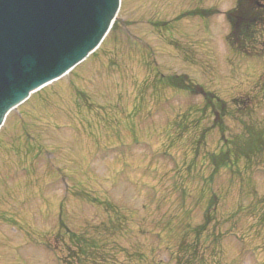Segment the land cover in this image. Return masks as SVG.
<instances>
[{"label":"rangeland","instance_id":"1","mask_svg":"<svg viewBox=\"0 0 264 264\" xmlns=\"http://www.w3.org/2000/svg\"><path fill=\"white\" fill-rule=\"evenodd\" d=\"M238 1L120 0L93 65L13 115L0 264H65L77 240L83 264H264V23L233 41Z\"/></svg>","mask_w":264,"mask_h":264},{"label":"water","instance_id":"2","mask_svg":"<svg viewBox=\"0 0 264 264\" xmlns=\"http://www.w3.org/2000/svg\"><path fill=\"white\" fill-rule=\"evenodd\" d=\"M119 4L120 0H0V126L30 95L7 116L0 137L13 115L93 65L111 43L115 24L95 53L68 76L51 82L99 45L116 23ZM40 87V92H33Z\"/></svg>","mask_w":264,"mask_h":264},{"label":"trees","instance_id":"3","mask_svg":"<svg viewBox=\"0 0 264 264\" xmlns=\"http://www.w3.org/2000/svg\"><path fill=\"white\" fill-rule=\"evenodd\" d=\"M264 0H239L237 3L236 8L233 12L229 13V19L231 23V37L233 41H239L240 43L245 42L249 38L255 37L253 33L255 30L254 25L264 23V7L261 5ZM251 34L253 36H251ZM169 84L174 86V88L188 91L192 94H201L202 99H204L205 104L203 106V111L206 110L212 115L214 121L218 124L219 129L222 128V121H223V112L224 108L220 101L213 102L214 100L209 96V94H205L201 88H196L192 85H189L185 81L183 77H169L168 79ZM219 104V106H217ZM217 106V107H216ZM248 137L243 138L242 140H237L235 144V152L238 155L246 157L248 153H252V149L254 150V145L251 146L250 137L251 133L247 134ZM229 149H226L223 153H221L218 158L215 160V163L212 164L213 166L219 167L224 163L229 161ZM206 224V223H205ZM200 227L199 230H201ZM77 245L72 251V253H68V259L66 260L65 264H83L84 263H95L93 262V254L91 249L88 248L89 246H83L79 240L74 243ZM93 251L96 248H92ZM77 252V253H76Z\"/></svg>","mask_w":264,"mask_h":264}]
</instances>
